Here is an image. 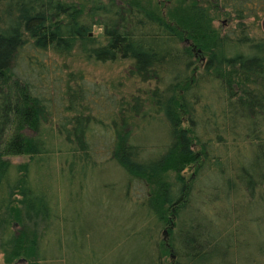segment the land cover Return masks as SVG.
Masks as SVG:
<instances>
[{"label":"trees","instance_id":"trees-1","mask_svg":"<svg viewBox=\"0 0 264 264\" xmlns=\"http://www.w3.org/2000/svg\"><path fill=\"white\" fill-rule=\"evenodd\" d=\"M81 1L0 0L1 264H67L62 228L112 205L132 210V246L84 264H264V40L246 23L264 0ZM75 50L155 87L126 101L70 74L63 89L43 57ZM105 155L118 185H99Z\"/></svg>","mask_w":264,"mask_h":264},{"label":"rangeland","instance_id":"rangeland-1","mask_svg":"<svg viewBox=\"0 0 264 264\" xmlns=\"http://www.w3.org/2000/svg\"><path fill=\"white\" fill-rule=\"evenodd\" d=\"M68 1L75 2V4L76 2H82L81 0ZM103 2L107 3L108 0H103ZM82 3H86L88 5L86 1H83ZM86 4L83 5V7H85V12L88 8ZM263 17L264 13L259 14L258 20H253L251 18L246 21L249 36H252L256 39L264 40V31L261 27ZM234 22L235 21H232V18H230V16L225 17L222 15L217 18H214V20L212 21V26L216 29H219L221 33H225L227 30L229 31L231 30V28H234ZM101 33L102 29L98 27L92 28L91 35L95 38L100 39L99 36ZM100 40L102 41V39ZM46 55L47 58L43 57V62H45L44 65H47L45 71L50 72V77L52 78H54V75L57 77H61V87L63 89L67 84V79L69 78L70 74H72L73 76V79L70 82V86L72 88L76 86L77 82L79 81V78L82 77L83 79H85L86 85L88 87H90V84L93 85V83H101L104 87L106 86V88L110 92H112L113 96L116 99H122V97L124 96L126 101L129 100L131 95L140 96L144 99L146 98L145 93L155 87V82L153 81L148 83H142L139 79L133 78L130 75L129 71L132 63L130 60L117 59L113 62L101 63L92 59L87 60L77 50L73 51L68 56H59L51 51L47 52ZM151 138L152 137L147 140V146H153V144L155 143L153 142L154 139L151 140ZM107 157L108 155H105L103 158H101L103 165L100 169L98 168V172H103V178L100 180L99 185L102 183V181H104V177L108 178L110 180V183H115L116 185H118V182L120 180V172H116V170L113 169L112 163L109 159H107ZM9 160L13 164H19L23 163L25 161V158L16 157L10 158ZM185 175L186 177L188 176L187 173H185ZM138 195H140V198H143L144 192L140 190L138 192ZM69 209L70 206H68V210ZM111 210L112 211L108 212V215L105 214L107 216L105 221H100L98 214H95L92 210H85L84 214L86 215V218L88 220L86 219L85 222H82L81 225L76 222L75 225L80 228V231L76 232L75 234L73 233V226L69 224L65 225L62 228L64 229V231L60 232V238L55 239H61V241H63L62 243L64 248L62 251L66 258L67 264L90 263L92 260L91 256L93 253L102 254L103 252H107L108 249H115L114 251L115 253H117L119 251L126 250L132 246V243L129 242H127L126 245L125 243L122 244L121 238L124 237V233L123 229H121L120 231L119 228V222H121L122 224L123 220L125 221L128 217H131L132 210L114 209L113 205ZM104 211H108V209ZM262 211L263 207L261 204H255L251 206L250 209V213L252 214H258ZM74 219L75 221L80 220V215L78 217H75ZM68 222L71 224V219L68 220ZM220 225L221 223L219 224V226ZM162 231L163 230L160 231V234L158 236L162 234ZM212 231L215 232L216 228H213ZM87 232L91 233L88 234V236L86 237ZM263 233L264 231L260 233V236L263 235ZM256 238L258 241H260V239H264V237ZM117 243H120V245L117 246ZM114 245L116 246L114 247ZM141 247L143 246L141 245ZM53 252L55 254H58V251H56L55 249L53 250ZM244 253L247 255V251H244ZM251 253L249 252L248 254L250 255ZM251 255H253V253ZM1 263L2 255L0 254V264ZM15 264L25 263L16 262Z\"/></svg>","mask_w":264,"mask_h":264},{"label":"water","instance_id":"water-1","mask_svg":"<svg viewBox=\"0 0 264 264\" xmlns=\"http://www.w3.org/2000/svg\"><path fill=\"white\" fill-rule=\"evenodd\" d=\"M261 27H262V29L264 31V17H263V20H262V23H261Z\"/></svg>","mask_w":264,"mask_h":264}]
</instances>
